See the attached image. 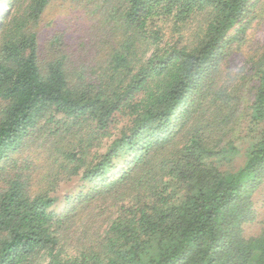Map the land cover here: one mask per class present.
Here are the masks:
<instances>
[{
    "label": "trees",
    "instance_id": "trees-1",
    "mask_svg": "<svg viewBox=\"0 0 264 264\" xmlns=\"http://www.w3.org/2000/svg\"><path fill=\"white\" fill-rule=\"evenodd\" d=\"M262 25L264 0H0V264H264Z\"/></svg>",
    "mask_w": 264,
    "mask_h": 264
},
{
    "label": "rangeland",
    "instance_id": "rangeland-1",
    "mask_svg": "<svg viewBox=\"0 0 264 264\" xmlns=\"http://www.w3.org/2000/svg\"><path fill=\"white\" fill-rule=\"evenodd\" d=\"M63 10H54V11H48L44 17V21L42 22L43 24L45 23L49 27V31H56L59 30V28L56 27V24H59L57 21H61L63 19ZM57 22V23H55ZM60 22V25H62ZM55 24V25H54ZM55 26V27H54ZM253 42L254 43H263L264 42V25L257 27L254 32H253ZM256 211V220L248 223L245 225V231L247 236L255 235L259 233L262 222H264V186L258 192L257 197H256V202L254 204Z\"/></svg>",
    "mask_w": 264,
    "mask_h": 264
}]
</instances>
